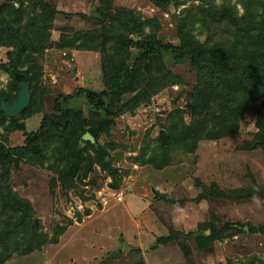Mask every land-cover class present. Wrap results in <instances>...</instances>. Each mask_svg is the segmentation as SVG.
I'll return each mask as SVG.
<instances>
[{"label":"trees","instance_id":"trees-1","mask_svg":"<svg viewBox=\"0 0 264 264\" xmlns=\"http://www.w3.org/2000/svg\"><path fill=\"white\" fill-rule=\"evenodd\" d=\"M97 2L93 16L96 28L76 31L64 27L54 44L69 52H101L104 90L98 96L83 88L71 95H58V112L50 115L44 112V98L50 88L43 86V58L53 44L56 17L66 13L45 0H6L0 5V46L7 48L0 70L10 76L6 86L0 80V98L8 103L17 99L20 82L15 73L27 77L32 91L29 107L19 116L7 118L0 111V128L4 130L0 135V264L14 255L40 251L53 241L41 231L32 202L13 189V169L22 164L47 169L53 174L51 193L60 187L66 196L78 189L76 179L88 178L95 166H100L111 170L116 187L122 176L119 169H111L107 150L99 143L100 137L110 134L115 126L108 113H135L164 89L184 85L185 80L172 72L168 60L189 64L196 70L190 105L168 113L164 131L160 132L169 135L167 145L158 138L150 139V131L147 133L149 137L144 139L136 162L164 170L176 152L193 154L203 140L236 135L241 120L257 103L263 110L257 113V132L247 148H264V0H146L157 13L154 16L115 5L114 0ZM164 12L171 14L178 44L162 39ZM197 30L205 41L200 40ZM83 94L88 97L91 117L84 109H61L59 98L69 100ZM126 95L131 97L125 100ZM187 112L191 115L188 123ZM34 117L39 118V126L28 130L27 123ZM87 132L95 138L94 143L82 141ZM14 133H22L23 140L8 146V136ZM213 189L218 196H226L216 186ZM256 193L258 190L251 188L239 189L235 197L252 198ZM162 198L171 202L167 195ZM209 227L210 235L204 231L196 236L204 251H211L215 242L224 241L238 226L229 224L225 230L214 224ZM249 228L253 233L264 232V226ZM66 230L59 227L58 234ZM176 235L181 233L161 236L157 243L168 244L177 239ZM184 250L189 255V250Z\"/></svg>","mask_w":264,"mask_h":264},{"label":"rangeland","instance_id":"rangeland-1","mask_svg":"<svg viewBox=\"0 0 264 264\" xmlns=\"http://www.w3.org/2000/svg\"><path fill=\"white\" fill-rule=\"evenodd\" d=\"M5 2L0 0V5ZM45 2L69 16L56 17L53 44L43 58V86L50 88V94L44 98V112L50 115L58 112V95H71L83 88L98 96L104 90V77L101 52H69L54 44L64 27L76 31L96 28L93 16L97 0ZM114 2L152 16L157 14L146 0ZM162 15V39L178 44L174 22L169 19L171 14ZM199 33L197 30L198 36ZM199 38L206 39L204 35ZM6 52L7 48L0 46V61H6ZM168 66L185 80L184 85L164 89L151 104L141 106L135 113H108L115 126L110 134L100 137L99 143L107 150L106 160L111 161V169H119L122 176L116 187L111 170L100 166H95L88 178L76 179L78 189L66 196L60 187L51 193L49 183L53 174L47 169L23 164L13 169V189L32 202L41 231L53 241L33 254L14 255L5 264H264V232L253 233L249 228L264 226V148H247L257 132V113L263 110L260 103L241 120L239 133L219 140H203L193 154L176 152L164 170L135 161L146 137L159 139L162 135L168 113L176 108L188 109L190 105L196 70L189 64H173L170 60ZM0 80L6 86L10 76L0 70ZM59 101L61 109H84L91 117L86 94ZM185 119L187 123L191 121L188 112ZM38 122L37 117L29 120L28 130L36 129ZM3 133L0 128V135ZM22 140V133H14L8 136L6 144L13 146ZM90 153L95 155L93 150ZM215 186L226 196H218ZM250 188L258 190L252 198L235 197L239 189ZM121 191L123 202L117 200ZM155 191L159 192L157 198ZM164 195L171 202L164 200ZM211 224L220 230L229 224L238 227L226 233L224 241L215 242L211 251H204L196 236L204 231L210 235ZM58 226L66 227V232L58 234ZM175 232L181 233L176 235L177 239L168 244L157 243L159 237ZM184 249L189 250V255Z\"/></svg>","mask_w":264,"mask_h":264},{"label":"water","instance_id":"water-1","mask_svg":"<svg viewBox=\"0 0 264 264\" xmlns=\"http://www.w3.org/2000/svg\"><path fill=\"white\" fill-rule=\"evenodd\" d=\"M15 77L19 80V92L17 99L12 102L8 103L5 98H0V111L3 112L4 116L7 118H14L19 116L23 111H25L32 99V91L30 83L27 80V77L24 74L15 73ZM83 141H91L92 143L95 142V138L87 132L83 137ZM169 140V135L162 134L159 136V141L162 145H167ZM155 198L158 197L159 192L155 191ZM248 230V228H246ZM122 250H125V245L123 246Z\"/></svg>","mask_w":264,"mask_h":264},{"label":"built area","instance_id":"built-area-1","mask_svg":"<svg viewBox=\"0 0 264 264\" xmlns=\"http://www.w3.org/2000/svg\"><path fill=\"white\" fill-rule=\"evenodd\" d=\"M117 200L119 201V202H123L124 201V192H120L119 193V195H118V197H117Z\"/></svg>","mask_w":264,"mask_h":264}]
</instances>
